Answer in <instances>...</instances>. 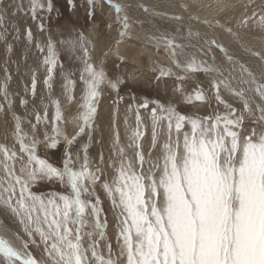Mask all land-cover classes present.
Returning a JSON list of instances; mask_svg holds the SVG:
<instances>
[{
  "label": "snow or ice",
  "instance_id": "6c2138e0",
  "mask_svg": "<svg viewBox=\"0 0 264 264\" xmlns=\"http://www.w3.org/2000/svg\"><path fill=\"white\" fill-rule=\"evenodd\" d=\"M104 2L116 14L114 21L107 26L111 28L115 23L119 27L116 46L104 52L103 56L111 54L123 62L125 58L120 55L119 44L130 38L132 24L140 22L133 21L121 3L115 0ZM86 3L87 16L91 20L101 0H86ZM68 4L75 7L73 0H68ZM0 5H4V0H0ZM216 6L217 13L229 7L223 0H216ZM9 7H14L16 13L23 10L21 4L0 7V26ZM126 7L131 8L133 4L129 2ZM180 8L184 15L174 14L171 19L187 22L189 40L195 38L201 51L208 54L219 49L229 64L239 65L240 75L237 77L231 72L225 76V70L215 64V55L211 56L212 64L194 59L185 64L187 71L216 72L223 77L213 80L212 88L215 90V101L224 105L227 112L217 113L214 117L185 116L171 105L166 107L159 101H152L155 104L151 108L154 147L156 126L160 121H167L169 139L162 146V164L151 163L145 174V155L138 142L143 133L137 128L129 145L135 148L134 160L126 158L124 149L118 148L115 151L119 157L118 167L110 160L116 175L111 181L102 180L103 154H100L97 167L93 170L88 145H83V156L74 152L73 146L79 144L77 137L82 134L91 138L102 87L107 86L118 94L125 81L120 75L110 77L103 59L95 64L91 62L90 41L83 32L73 39L61 41L70 52H83L80 80L84 87L79 109L71 121L75 131L74 134L64 131L60 102L52 101L56 105V112L51 120V135L47 131L43 135L46 147L50 149H56L61 139L64 141L62 166L56 167L36 154L35 131L42 121H48L46 107L43 116L35 113L36 123L31 124L33 138L30 143L25 142L26 134L22 132L20 118L13 116L14 135L19 142L20 152L27 153V161L17 174V152L0 144V168L5 174L0 179V210L22 226L28 239L0 224V264H41L28 251L30 244H37V237L50 264H120L121 259L124 264H264V56L244 49L257 57L259 62L258 71L248 68L230 54L216 30L240 43L238 33L219 20L201 19L186 3L181 4ZM38 10L51 13L52 0H29V13L34 21L37 20ZM256 15L253 13V17ZM248 19L245 17L241 23L246 25ZM195 21H200L206 31L195 27ZM259 25L264 28V15L259 16ZM38 27L40 31L45 30L42 21ZM6 31L0 32V39L5 37ZM25 35L32 43L31 28L25 29ZM151 38L157 42V47L162 44L175 66L180 67L177 49L182 50L184 45L177 43L175 37L164 34ZM35 46L41 53L45 51L39 43ZM8 49L11 51L10 45ZM46 49L47 56L43 63L47 66V76L44 84L51 88L53 72L58 63L51 37ZM156 71L157 81L171 75V69L163 66ZM8 79L10 76H6L5 82L0 84V93H3V99L10 108L12 101L7 90ZM64 80L66 98L72 102L75 100L72 94L75 81L67 76ZM36 83L33 74V95ZM233 84L236 86L233 87ZM221 87L239 102L240 108L233 107L222 98ZM123 99V96L117 95L114 103ZM132 99L135 100V96ZM184 99L189 103L193 100L203 102L207 97L202 89H197L194 95H187ZM20 103L27 102L22 99ZM6 105L0 104V111H5ZM148 106L147 99L136 106L138 126L139 109H147ZM128 107L131 109L132 105ZM246 120L251 122V127L245 126ZM185 124L190 125V131L182 133ZM173 126L176 133L174 141L171 136ZM114 143H119L118 133ZM40 181L57 182L65 186L68 193H52L47 197L38 195L31 191V187ZM98 184L110 199L113 209H118L116 239L119 255L115 259L112 257V245L106 243L108 255H105L99 251V240L94 238V234H98L103 240L107 227L106 218H101V201L95 191ZM88 216L93 218V231L84 232L89 226ZM84 235L91 241L87 247L83 243Z\"/></svg>",
  "mask_w": 264,
  "mask_h": 264
},
{
  "label": "rangeland",
  "instance_id": "374dc122",
  "mask_svg": "<svg viewBox=\"0 0 264 264\" xmlns=\"http://www.w3.org/2000/svg\"><path fill=\"white\" fill-rule=\"evenodd\" d=\"M4 1V5H0V7L7 6V4L13 5L20 3L23 8V10L19 12V14L16 13L14 7H9L7 12L5 13V21L3 25L0 26V32H4L5 29L7 30L5 37L3 39H0V53L2 54H0V75L3 73L5 74V76H10V79L7 80L9 82L7 83L8 90L11 85H15V80L18 81V95H16L17 98H14L15 95H12L13 98L12 96H10L9 99L11 101L13 99L14 101L12 102H16L15 100H19V103H16L14 106L13 110L15 111L9 112L10 108L7 107L6 101H4L3 99V93H0V104L6 105V110L0 111V116L5 121L10 122L6 126H3L4 131L0 127V144L4 143L2 145H6L9 149L17 152V159L15 161V170L17 174H20V167L27 161V153L20 152L19 142L17 141L14 135L15 120L12 116H14L15 114L17 116L18 113V117L20 118L21 122L22 132L26 134L25 142L30 143L33 138V129L31 127V124L36 123L35 113L39 112L43 116L45 107L47 109L48 121L45 123L44 121H42L37 126V129L35 131V138L37 140L36 154L41 159L48 160L56 167L62 166L61 161L63 157L64 141L61 139L56 149H50L46 147V141L44 135L42 136V134H44V130H47L49 135H51V120L55 116L56 112V105L52 103V101L54 100H58L60 102L61 113L65 121V123L62 125L64 131L67 134H74L75 125H73L71 121L73 116L76 115L78 111L77 109H79L78 107L81 102L80 98L82 96V91L84 87L83 82L80 80V73L83 69V52L77 50L75 53H72L67 49L65 44L61 43V41L73 39L77 36L79 32H83V35L86 37V39L90 41L89 56L91 57V62L95 64L100 59H103L105 70L110 77L120 75L124 78L125 83L120 86L118 94L107 86L102 87L101 92L103 90H106L104 93L107 94L106 97H108L111 102L114 103V101L117 100V95L123 96V100L127 101L143 102L145 99H147L149 101L148 107L150 108L155 107V104H153L152 101H159L166 107L169 105L173 106L179 114L200 118L208 116L214 117L217 113L224 114L227 112V109L224 107V105L218 104L215 101V90L212 88V81L220 80L223 77L219 76L216 72L187 71L185 70V64L187 61L193 59L197 62L201 60H206L208 64H212L213 61L211 59V56L217 55L215 57L217 60L219 59V63L215 60V64L217 66H220L222 70H225L224 75L228 76L229 72H231L232 75L237 77H239L240 75L239 65L237 64L233 66L229 64L224 59L223 53L220 50H214V52L210 54L201 51L200 47L197 46L196 39L192 38L191 40H189V38L187 37V22H171L168 20V15H184L183 10L180 8V5L184 4V2H182L181 0L169 1L176 10H174L173 7L169 5L166 0H163L168 6V9L167 11H162V13H155L154 10L152 11L151 9L154 6L144 4L142 0H126V3L120 0V2H117L121 4L124 3L122 4L125 6L124 11L132 18L133 21L140 20L139 24H132V38H128V40L122 41L119 44L120 55L125 58L123 62L119 61L115 56L111 54L106 57L103 56L104 52H108L110 48L116 46L115 42L118 39L117 29L119 27L115 23L112 24L111 28L107 26L109 22L114 21V15L116 14L115 11H113L114 17H111L113 19L107 18L108 10L106 9H114L103 0H101V4H99V6H96L95 17L91 20L87 16L88 5L86 3V0H73L75 7H71L68 4V0H52L53 11L49 13L46 10H38L37 20L35 21L31 19L29 13V0ZM250 1L251 9H259V6L260 9L264 8V0ZM41 2H44V0H41ZM129 2L133 4V7H126ZM223 2L230 3V0H223ZM239 4L240 2H237L233 6H238ZM99 7L100 9H102L100 10ZM103 10L105 14L103 13ZM221 13L222 12L217 13L216 6V8L211 10V12L208 14L211 15V17L207 16V19L214 18L216 20H220L219 15H221ZM41 21L45 25L44 31H40L38 27V24ZM176 22H178L179 24ZM220 22L222 21L220 20ZM195 27L197 26L195 25ZM26 28H31L32 30V43H29L27 40V37L25 35ZM200 30L206 31V28L201 25ZM237 33L240 38V43L243 44L244 49H251L252 51L258 52L261 56H264V28L261 27L260 30L256 31L250 29V24H246L242 27V30L238 31ZM161 34L168 35L170 37H175L177 43L184 45L182 50L179 48L177 49V59L180 62V67L175 66L172 58L165 52L162 44L157 47V42H155V40H152L151 37L153 35ZM240 34L244 35L242 36ZM49 37H51L52 42L54 44V51L57 55L58 61L57 66L53 72L51 88L44 84V80L47 76V66L43 63L45 57L47 56L46 45ZM139 39L142 40L139 41ZM259 39L261 40V42ZM36 43H39L42 47L45 48V51L43 53H41L36 48ZM9 45L11 46V51H9L8 49ZM97 45H100L101 47ZM239 46L240 47H238L239 49L237 50L239 53L236 59L239 60L240 63L245 64L248 68L254 71H258V58L251 56L249 53H246L244 49L241 48V44H239ZM124 47L125 49H123ZM222 61L225 64L221 65L220 62ZM116 65H119V67L117 68ZM159 66L171 69V75L166 76L157 81L156 76L158 75V71H156V69ZM224 66L228 67L226 68ZM5 69H7V72H5ZM33 74H35L37 81L35 95H33L31 91V81ZM65 76L75 81V85L73 86L72 92L73 96L75 97V100H73L72 102H69L66 98L64 90ZM178 77H181L182 79H178ZM0 82H2V84L4 83L1 79V76ZM235 86L236 85L233 84V87ZM197 89L203 90L205 96L207 97L206 101L201 102L193 100L190 103L186 102L184 97L187 95H194L195 90ZM220 91L221 96L224 100L232 104L233 107L240 108L239 102H237L226 89L221 87ZM133 96H135V100L132 99ZM21 98L27 103L21 104ZM27 110L30 111L31 114ZM8 114L11 116V118L10 116H8ZM23 116L25 117L24 119ZM25 123H29L28 126L30 127L26 126ZM160 125H165L167 127V121H160L157 126L159 127ZM185 125L186 126H184V128L188 126V129H190L189 124ZM11 126L13 127V129ZM245 126L251 127V122L246 120ZM40 127L43 129H41ZM166 132L169 136L168 129L166 130ZM92 135L91 138H89L86 134H82V136L77 137L79 144L73 146V151L79 152L80 155L83 156V145L87 144L90 165L91 168L94 170L97 167L101 153L97 151V138L95 136V133H93ZM171 136L172 140H175L176 133L174 126ZM152 145L153 143H151L150 148H152ZM20 157H23V159H20ZM0 161H2L1 156ZM109 162L110 160L107 161V169L103 168V165H101V167L104 169V172L105 170L107 172L104 173L107 177L103 175L102 180L107 179L110 181V179H108L109 175H113V172L115 173V168L110 167L108 165ZM103 164L106 163L104 162ZM146 164L147 163L145 160L144 172L147 175ZM78 166L79 164L77 165V167ZM1 171H3L2 168ZM1 171L0 179H3L5 174ZM111 175L110 177H113L116 175V173L113 176ZM31 191L37 193L38 195H43L45 197L51 195L52 193H68V189L65 186L57 182L48 181H40L32 185ZM95 191L96 195L99 196L101 201V218H106L107 227L105 229V238L103 240H100L98 234H94V238L99 240V251L103 253L104 250H106V252H104L106 253V255H108V251L107 248H105L104 243H110L112 245V257L115 259L119 255V245L117 244L116 239V234L118 231L116 227V214L118 212V209H113L110 199L107 197V195L99 184L96 186ZM84 198L92 200L95 199V197L88 196H85ZM88 221L89 226L84 229V232L93 231V218L91 216H88ZM0 224L7 227L13 232L19 233L23 239H28V237L23 232L22 226L19 225L14 218L4 214L2 210H0ZM90 242V238L87 235H84V246L87 247ZM28 251H30L35 258L41 261V264H50V262L48 261V257L46 256V253L44 251V247L39 242L38 237L37 244H30ZM120 264H124L123 259L120 260Z\"/></svg>",
  "mask_w": 264,
  "mask_h": 264
},
{
  "label": "bare ground",
  "instance_id": "6f19581e",
  "mask_svg": "<svg viewBox=\"0 0 264 264\" xmlns=\"http://www.w3.org/2000/svg\"><path fill=\"white\" fill-rule=\"evenodd\" d=\"M8 1V0H7ZM104 1V0H103ZM122 2L126 3V0H121ZM135 1V0H134ZM169 5H171V3L169 2L170 0H166ZM174 1V0H171ZM182 2H184V4H188L191 11L193 13H195L196 15H198L199 17H201V19L207 18L208 15L211 10L216 8V1L215 0H181ZM5 2V1H4ZM115 2H120V0H117ZM138 2V1H137ZM141 2V1H139ZM142 2L144 4H149L154 6L152 9V11L154 10V12H161L162 11H167L168 6L165 4V2L163 0H142ZM237 2H240V4L238 6H233L234 4H236ZM122 3V4H124ZM229 7H227L224 11H222L221 15H219L220 20L222 21L221 23L226 25L227 27H230L234 32H237L242 30V27L245 26L244 24L241 23L242 20L245 19V17H248V22L247 24H250V29L252 30H260L261 26L259 25V16L264 15V8L260 9V6L258 7L259 9H251L250 4L251 1L250 0H230L229 2H226ZM20 4V3H19ZM28 4V3H27ZM8 5V4H7ZM99 6V5H98ZM136 6V5H135ZM167 6V7H165ZM172 6V5H171ZM147 7V6H146ZM174 10H176L174 8V6H172ZM166 8V9H165ZM178 8V7H176ZM100 9V7H99ZM98 9V10H99ZM102 9V8H101ZM100 9V10H101ZM106 9V8H105ZM108 10L107 12V18L109 19H113L111 17H114V10L111 9H106ZM102 12V11H101ZM153 12V13H154ZM104 13V10H103ZM180 13V12H179ZM216 13V12H215ZM253 13H256V17H253ZM20 14V13H19ZM105 14V13H104ZM214 14V12H213ZM114 15V16H113ZM106 16V15H105ZM172 15H168V20L171 22H174L175 20L171 19ZM21 19V18H20ZM103 19V18H102ZM214 19V18H213ZM219 20V21H220ZM140 21V20H139ZM102 22V21H101ZM16 23V22H15ZM178 23V22H176ZM183 23V22H182ZM170 24V23H169ZM179 24V23H178ZM30 25V24H29ZM195 25L199 28H201V23L200 21H195ZM134 26V25H133ZM169 26V25H166ZM217 31V35L218 37L221 39L222 43L224 44V46L226 48H228L229 52L234 55L235 58H237L238 55V47L239 44L241 43H237L235 41L232 40V38L230 37V35L220 31V30H216ZM236 32V33H237ZM242 35V34H240ZM244 35V34H243ZM242 35V36H243ZM130 38H132V35L130 34ZM248 39V38H247ZM125 40H128V38H126ZM123 40V41H125ZM142 39H139V41H141ZM153 40V39H152ZM180 40V39H179ZM256 40V39H255ZM260 40V39H259ZM258 40V41H259ZM95 41V40H94ZM257 41V40H256ZM263 41V40H262ZM152 42V41H151ZM156 42V41H155ZM154 42V43H155ZM261 42V40H260ZM264 42V41H263ZM94 43V42H93ZM96 43V42H95ZM98 43V42H97ZM193 43V42H192ZM191 43V44H192ZM254 43V42H253ZM127 44V43H126ZM107 45V44H106ZM130 45V44H129ZM255 45V44H254ZM95 46V45H94ZM100 46V45H97ZM101 47V46H100ZM126 47V46H125ZM125 47L123 49H125ZM245 47V46H244ZM95 48V47H94ZM145 48V47H144ZM134 49V48H133ZM143 49V48H142ZM244 49V48H243ZM93 50V49H92ZM99 50V48H98ZM122 50V49H121ZM136 50V49H135ZM140 50V49H139ZM218 50L219 49H215ZM240 51V50H239ZM1 52V51H0ZM133 52V51H132ZM192 52V51H191ZM197 52V51H196ZM216 52V51H215ZM94 53V52H93ZM1 54V53H0ZM97 54V53H96ZM2 55V54H1ZM217 56V55H215ZM244 56V55H243ZM83 57V56H82ZM94 58V55H93ZM217 58H221V57H217ZM96 59V58H95ZM100 59V58H99ZM7 60V59H6ZM98 60V59H97ZM200 60V58H199ZM219 60V59H218ZM216 59V61H218ZM215 61V62H216ZM243 61V60H242ZM254 62V61H253ZM10 63V62H9ZM219 63V61H218ZM81 64V63H80ZM164 64V63H163ZM221 65L225 64L223 61L220 62ZM129 65V64H128ZM228 65V64H227ZM141 66V65H140ZM174 66V65H173ZM7 67V66H6ZM226 67V66H224ZM228 67V66H227ZM226 67V68H227ZM256 67V66H255ZM236 68V67H234ZM232 69V68H230ZM238 69V68H237ZM11 71V70H10ZM126 71V70H125ZM145 71V70H144ZM174 71V70H173ZM172 71V72H173ZM142 73V72H141ZM227 73V72H226ZM16 74V73H15ZM197 74V73H196ZM228 74V73H227ZM1 79L3 82H5V74H1ZM141 76V74H140ZM180 76V75H179ZM13 77V76H12ZM219 77V76H218ZM17 78V76H16ZM15 78V79H16ZM197 78V77H196ZM177 79V78H176ZM193 79V78H192ZM198 79V78H197ZM220 79V78H219ZM13 81V80H12ZM2 84V82H0ZM7 83H9L7 81ZM61 83V82H60ZM15 85H11V87L8 90V95L9 97L12 95H15L14 98H17L16 95H18V81L15 80L14 81ZM106 90H103L101 92V97H100V101L98 103V110H97V116L95 118L94 121V125H93V130H92V134L95 133V136L97 138L96 140V147H97V151L103 154L104 157V162L106 164H103V168L107 169V161L111 160L114 161L117 164L118 167V163H119V157H117L115 155V151L118 148H123L124 149V153L126 158L128 159H133L134 160V154H135V148L133 147H129V145L132 143L131 141V137L132 134L137 130V128H139V131L143 133L142 137L140 138V140L138 141L141 144V149L145 155V160H146V169L148 170L149 165L151 163H161L162 164V146L164 145V143H166L169 139V136L167 135V127L165 125H160L159 127L156 126V145L155 147L152 145V148H150L151 145V141H152V132H153V124H152V114H151V108L148 107L147 109H139V115H140V124L139 126L137 125V121H136V106L140 103H142V101H127V100H121L118 103H113L111 102L107 96L106 93H104ZM133 92V91H132ZM15 93V94H13ZM59 97V96H58ZM13 98V96H12ZM22 99V98H21ZM139 100V99H138ZM12 101H14L12 99ZM16 102H12L11 103V107L9 109V112H13L15 110L14 106L16 103H19V100H15ZM117 101V100H116ZM132 105V108L129 109V105ZM17 107V106H16ZM40 107V106H39ZM79 108V107H78ZM16 109V108H15ZM18 110V109H17ZM78 110V109H77ZM28 111V110H27ZM8 112V111H7ZM6 112V113H7ZM30 113V111H28ZM24 113V112H23ZM26 113V112H25ZM31 114V113H30ZM14 115V114H13ZM8 116H10L8 114ZM16 116V114H15ZM18 116V113H17ZM13 117V116H12ZM29 117V116H28ZM11 118V116H10ZM25 117L23 116V119ZM26 120V119H25ZM25 122V121H24ZM9 121H5L1 116H0V127L3 129V126H6L7 124H9ZM45 123V122H44ZM24 124V123H23ZM26 124V123H25ZM29 124V123H28ZM28 124H26V126H28ZM162 124V123H161ZM50 125V124H49ZM186 126V125H185ZM12 127V126H11ZM30 127V126H28ZM41 128V127H40ZM1 129V132H2ZM13 129V127H12ZM30 129V128H29ZM43 129V128H41ZM190 129H188V126L182 129V133L185 131H189ZM32 131V130H31ZM42 131V130H41ZM47 131V130H44ZM43 131V132H44ZM33 132V131H32ZM116 133L119 134V143L115 144L114 141L116 140ZM182 133H181V139H182ZM32 134V133H31ZM40 134V132H39ZM40 136V135H39ZM43 136V134H42ZM93 136V135H92ZM175 136V135H174ZM16 140V139H15ZM40 140V139H39ZM44 141V140H42ZM174 141V139H173ZM4 144V143H2ZM99 155V154H98ZM2 159V156H1ZM110 166V162L108 164ZM111 167V166H110ZM113 168V167H112ZM111 168V169H112ZM113 170V169H112ZM1 171V168H0ZM3 173V171H1ZM106 172V170H105ZM104 172V173H105ZM107 173V172H106ZM115 173H116V169H115ZM113 172V175L115 174ZM105 175V174H104ZM108 175V174H107ZM111 175V174H110ZM108 177V179H110V181L114 178L113 177ZM106 176V175H105ZM107 177V176H106ZM104 179V178H103ZM106 244L104 243V246ZM17 246H19L17 244ZM106 248V247H105ZM104 252H106V250H104ZM103 252V253H104ZM106 255V253H104Z\"/></svg>",
  "mask_w": 264,
  "mask_h": 264
}]
</instances>
